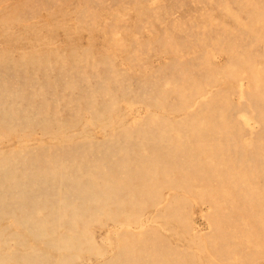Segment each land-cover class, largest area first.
I'll return each instance as SVG.
<instances>
[{
  "label": "rangeland",
  "instance_id": "rangeland-1",
  "mask_svg": "<svg viewBox=\"0 0 264 264\" xmlns=\"http://www.w3.org/2000/svg\"><path fill=\"white\" fill-rule=\"evenodd\" d=\"M263 9L262 0H0V55L13 54V59L20 61L27 59L28 54L36 55L44 51L66 53H61L65 56L64 61L52 58L48 67L27 66L15 62L0 64V95H4L5 98L4 109L17 111L21 115L19 125L26 126L22 130L21 134L24 135L22 138L12 137L7 141L3 140L4 143L0 141V153L22 148L26 150L29 145V148L33 146L31 151L34 153L38 151L51 158L63 155L61 145H55L58 140H54L52 136L54 133L51 131H56L53 126L70 123L72 112L71 107L68 106L77 104L80 100L91 104H110L112 109L106 116L107 120L112 124L115 121L114 125L123 126L133 132L139 130L144 132L140 138L138 137V146L133 145L131 155L141 154L142 148L139 146L142 143L151 147L146 152L148 159L153 154L154 157L151 158L167 153L166 155H170L171 164L186 166L194 163L200 155L191 152L195 141L189 137L190 130L180 129L178 138H181L179 145L181 150H178V144L174 139L177 132L165 129L164 125L176 128V125L184 121L183 117L191 119L196 116L200 119L204 116L212 121L213 127H218L222 120L215 114L222 111L220 108L223 109L224 106H226L223 109L226 111L224 120L230 124L231 130L234 128L240 133L237 135L241 139L232 142L222 136L215 137L218 145L227 148L229 154L235 152L239 146L246 149L258 147L264 152V118L261 114L264 113V104L262 100H250L249 92L252 85L247 78L250 71L258 75L264 72V21L258 23L256 27L253 23L255 15L259 11H264ZM10 15L15 22L8 20ZM3 20L10 24L5 26L2 24ZM249 26L251 30L246 29ZM72 49L79 54H85L82 64L74 62L72 58H66ZM259 67L260 69L263 67L261 71ZM185 83L197 84L200 92L180 106L173 91L179 90ZM252 89L259 96L264 97L263 84L252 86ZM10 98H12L11 102ZM216 100L219 104H216ZM86 117L87 115L84 116L85 122ZM106 119L103 121L106 122ZM36 122L47 126L48 130H42L41 125L33 126L32 124ZM152 123L155 125L152 126ZM28 124L30 127L27 126ZM96 125L100 127V124ZM80 126L76 127L78 130L76 128L73 130L74 138L79 130L83 129L82 123ZM90 126L92 130L98 128ZM238 126L241 130H238L240 129ZM100 128L98 131L95 129L92 138L98 144L107 145L109 141H106V137L98 134L101 132ZM160 132L164 135L159 136ZM16 138L20 142L15 140ZM76 141L85 143L87 140L76 138ZM72 142L71 140L66 143L70 146L67 147L66 153L70 161L75 159L73 157L77 148L73 147ZM118 143L121 148L126 146L123 141ZM101 159L100 156L97 161ZM119 161L120 157L115 153L108 160V164L103 165L105 169L101 178L118 174L117 180L108 185L112 190L108 196L114 203L121 204L122 210L107 207L98 210L96 214L101 216L96 217L94 222L87 223L88 220L82 219L87 224L80 226L79 229L88 230L91 246L79 252L63 250V253H57L47 246L46 241L37 238V241H34V234L27 231L19 220L9 218L0 221V264L4 258L10 261H5L3 264H25L15 257L19 258L23 255L25 257L27 254L32 256L35 252L37 257H44L45 259L41 258L46 262L49 260L48 264H55V259L61 260L63 257V264L112 263V259L120 260L121 251L118 243L123 240H119V236L124 233L132 235L134 240L142 237L144 247L146 243L148 252L152 254H147L148 257L153 256L158 263H161L160 259L164 256L169 259L167 264H175L178 261L179 264H220L221 262V264H264V231L255 228L259 221L264 220V201L258 203L256 199L252 198V200L248 193L255 188L264 189L262 176L254 179L252 184L234 176L232 186L228 190L230 201L224 212L226 218L231 217L232 222L225 220L226 223L224 221L213 223L215 210L212 204H209L210 200L206 202V193L201 191V185L196 188L198 190H193L195 193L191 190L192 195L185 190L182 183V186L179 184L180 187L174 185L177 181L187 184L188 175H183L184 173L183 176L179 175L180 178L173 174L164 179L162 177L155 179L161 183L152 181L153 177L143 180L141 183L143 188L146 189V186L151 185L154 191L159 189L156 192L158 194H155L158 197L149 200L145 206L131 211L126 204L133 200V197L126 196L131 194V191L134 192L133 184L130 182L133 175H126L123 170L118 171V166L114 164ZM161 166L152 167L148 164L144 170L153 176L155 169H162ZM211 169V173L213 172L216 178L215 182H223L222 175L228 169L225 168V171L218 169L214 162L211 163ZM193 172L197 177L189 181L190 184L194 181L192 183L194 185L197 181L203 180V177L201 170L194 169ZM173 177L174 181L169 184ZM199 192L204 196L201 197L202 193ZM246 194L249 197H246ZM142 196L145 199L150 197V194ZM175 197L179 199L175 200ZM173 200L176 201V205L172 204L175 203ZM121 211L123 214H130L131 218L121 217ZM170 215L177 216L178 221H171L172 219L167 217ZM120 221L124 222L121 224ZM213 224L222 225L225 228L224 231L222 230L225 235L218 233ZM64 227L62 226L60 233L65 238L68 235L66 231L69 230ZM258 236L263 238L259 244L254 242L258 240ZM43 252L48 256L47 258ZM149 263L155 264L150 259L147 264Z\"/></svg>",
  "mask_w": 264,
  "mask_h": 264
},
{
  "label": "bare ground",
  "instance_id": "bare-ground-1",
  "mask_svg": "<svg viewBox=\"0 0 264 264\" xmlns=\"http://www.w3.org/2000/svg\"><path fill=\"white\" fill-rule=\"evenodd\" d=\"M262 1L264 2V0H262ZM258 5H260V4L258 3ZM256 7H257V5H256ZM232 13H233V10H232ZM252 13H254V11ZM130 14H131V12H130ZM233 14H235V13H233ZM11 15L8 17V20L10 19L11 22H15L14 18ZM13 15H15V14L13 13ZM234 18H235V15H234ZM262 21H264V11H259L253 19L254 25L256 24L255 27L257 26L258 23H262ZM241 23H243V22H241ZM2 24L5 25V24H10V23H5L3 20ZM252 26H253V24H252ZM243 27H245V24L243 25ZM229 28H230V26H229ZM247 28L249 29L250 26L246 27V29ZM258 28H260V27H258ZM249 30H251V29H249ZM256 33L257 32H255V34ZM257 40H258V37H257ZM61 53H65V52L63 51ZM61 53H57V51H55V52L44 51L43 53L36 54V55L28 54L27 55L28 58L26 57L27 59L20 60V61L16 58L13 59V57H12L13 54L10 55V54L4 53V54L0 55V64L15 62L16 64H23L24 63L27 66L39 65V66H45L46 67L50 63V60L52 58H59V59H61L60 61H64L65 56L61 55ZM78 54L79 53H77L76 50L72 49L69 53V56H67L66 58H72V60L74 62L82 64L83 61L85 60V56H83L85 54L84 53H82V54L80 53L79 55ZM2 57H5V58L3 59ZM244 60H242V61H244ZM242 64H243V62H242ZM260 67H259V69H260ZM261 69H260V71H261ZM224 70H226V69L224 68ZM228 70L230 71V69H227V71ZM239 73H240V71H239ZM242 77L244 78V76H242ZM235 78L237 79V76ZM247 78L253 87H256V85H258V84L264 85V72L262 74L258 75V74H254L250 71L249 74L247 75ZM226 79H228V78H226ZM244 84H245V81H244ZM243 85H241V86H243ZM252 86H251L250 92H249V97L251 98L250 100H252V99L254 101H261L262 100L263 104H264V97L259 96L258 93L252 89ZM199 92H200V89L197 86V84L186 85V83H185L184 86L181 87L179 90H175V92L173 91V94H175L179 105L180 104L183 105L187 100H191L190 98L194 94L199 93ZM203 92H204V90H203ZM4 100H5L4 95H0V141L3 143H4L3 140L7 141L12 137L22 138L24 136L21 134L23 132L22 130L24 128H26V126H24V125H19L21 115L17 111H13V110L9 111V110L4 109V104H3ZM217 100H218V98H217ZM217 100H216V104H219V103H217L219 100L218 101ZM11 101H12V98H10V102ZM13 101H14V99H13ZM212 102H214V101H212ZM219 102H221V101H219ZM175 103H177V102L175 101ZM207 103H208V101H207ZM227 104H228V102H227ZM182 105H180V106H182ZM256 105H258V104H256ZM190 106H191V104H190ZM234 106H232V107L235 108ZM68 107H71V112H72L70 123L69 124H60V125H58V127L53 126L54 128H56V131H51V133H54V135H52L55 138L54 140H58L57 143H55V145H61L62 151L64 153L63 155H61L59 157L51 158L49 155L41 154L38 151L36 153L32 152L31 150H32L33 146L32 147L30 146L31 148H29V145H28V149H26V150L22 148L23 150L22 149L21 150L15 149V150H10L8 152L0 153V221L6 220L9 218H14L16 220H19V222L24 226V228H27V231H30L31 233L34 234V236H35L34 241L36 240V238L40 241H42V240L46 241L47 246L51 250H53L57 253H63V250H68L69 252H74V251L79 252V250L87 249L88 246H91L90 242H89V232L85 228H83L82 230L79 229L80 226L86 225L87 223L94 222L96 220V217L101 216V215L96 214L98 212V210H104L107 207H113V208H117V209L122 208L121 204L114 203L113 201L110 200V197L108 196V193L112 191L111 188H109L110 186L108 187V185L113 184L117 180L118 174H116V175L111 174V175H107V176L101 178L102 177L101 174L104 172V169H105L103 165L108 164V160L111 157H113L115 153H117V155H119V157H120V161L118 163L114 164L116 167L118 166L117 167L118 171L123 170L126 173V175H133L132 179H130V182H131V184H133L132 189L134 190L135 194H134V192L131 191V194H128L126 196L128 198L133 197V200H131L130 202L128 201V203L126 204L127 208H129L131 211H133L135 208H138V207L140 208V207L145 206L149 200L153 199L154 197L155 198L158 197V195L155 196V194H158L156 192H158L159 189H158V191H156V190L154 191L152 189L151 185H149L150 187L146 186V189L143 188L141 186V183L143 180H147L150 177H153L152 181H154L155 179H159L161 177L164 179V177H166V176H171V175L173 176V174H174V176L179 177V175L181 176L184 173L183 175H188V179L185 178V181L187 179V181H186L187 184L185 185V183L183 181L182 182L177 181L178 184L174 183V185L176 184L175 186L180 187V186H182L181 185V183H182L186 188L185 190L187 192H190V193H191V190H192V193H195V192H193V190L194 189H195V191L198 190L196 188L199 185H201V191L206 193V196H205L207 198L206 202L208 200H210L209 204H212V206L214 207V210H215L213 212V216L214 215L215 216L213 217L211 214V216L213 217V220H212L213 223H216V221L218 223L220 221H222V222L224 221V223H226L225 220H227L228 222L231 223L232 222L231 217L228 216V218H226V216L224 215V212L227 209V206H228L229 201H230V195L228 193V190H229V187L232 186L231 183L233 181L234 176H238L240 179H242V181L244 180L246 183H249V184L259 176H262L264 178V162H262V161H264V159L261 160V158H264V152L262 150H260L258 147H255L252 149H246L245 147L239 146L238 148H236V146H235L236 150H235V152L233 151V153L230 152V154H232L230 156L229 151H227V148L219 146L218 143L216 142L217 138H215V137H219V136H222L225 139L230 140L232 142L235 140L241 139V138L239 139L238 135H237L240 133H237V131H235L234 128H233V130H231L232 128H230V124L224 120V118H225L224 112L226 113V111H223V109H224V107L226 108V106H224V107L222 106L223 109L220 108V110H222V111H220L217 115L215 114V116L217 118L222 120L221 125L218 127H213V124H211L212 121H210L208 119V117H204V116L200 119H197L196 116L195 117L193 116V118H191V119H188L189 117H187V119H185L183 117L184 121H182V123H180L179 125H176V128L174 126H173L174 127L173 128V127H169V126L164 125L165 129L167 128V130H172L171 132H174V131L177 132L174 139H175L176 144H178L177 145V148H179L178 150H181V147L179 146V145H181L180 144L181 138H178L180 135L179 134L180 129L183 128V129H189L190 130L189 137L191 139H194V141H195L194 145L191 147V152L195 153V154H199L200 157L197 158L194 163H192L190 165H186V166H178L174 163L171 164L170 160H169L170 155L169 154L166 155L167 153L158 155L155 158H151V157H154L153 156L154 154L151 156L149 155L150 159H148L147 158L148 156H146V152L149 151V149L151 147L150 146L147 147L142 143L139 146L142 148L141 154L140 155L137 154V156H136V154L131 155L130 153L133 152V150H132L133 145L135 146L137 144V146H138L139 138L141 135L144 134V132L141 130L133 132L130 129L125 128L123 126L114 125L116 123L115 121H114V124H112L109 120H107L106 116L108 115V113H110V111L112 109L110 104H108V105H105L104 103H101V104L92 103L91 104L87 101L80 100L77 102V104H72V105H69ZM186 110H187V108H186ZM261 111H263V110H261ZM208 112H209V110H208ZM256 113L257 112H255V114ZM240 114H242V113H240ZM261 114H263V118H264V113L262 112ZM85 115H87L86 122L84 120ZM170 115H172V114H170ZM112 116H110V117H112ZM103 119H106V122H104ZM119 121H117V123H119ZM73 122H76V123H73ZM81 123L83 124V126H82L83 129L79 130V133H77L78 131H74L77 133L76 137L74 138L73 137V130H75L76 127L77 128L81 127L80 126ZM178 123H179V121H178ZM96 124H100L101 128ZM123 124H124V122H123ZM32 125L33 126L41 125L40 127L42 130L47 129V126H44L39 122L33 123ZM90 125H93L94 127L100 128L101 132L99 131L100 133H98V134L99 135L101 134L102 136L106 137V141L107 142L109 141V143L107 145L98 144V142L96 143L94 141V139L92 137L95 135V132L98 131V128H95L96 131L94 128H93L94 130H92V127ZM154 125L155 124L152 123V126H154ZM249 125H250V123H249ZM27 126L30 127L29 124ZM258 127H259V125H258ZM238 130H241V128ZM26 132H28V131H25V133ZM28 135H30V134H28ZM161 135H164V134L162 132H160L159 136H161ZM76 138H78V139L85 138L87 141L85 143H80V142L76 141ZM15 140H17V138ZM71 140L73 141L71 144H74L73 147H77V148H75L76 149L75 153H74L75 156L73 158L78 159V160L80 159L79 161H76L75 159H72L70 161V160H68V157L66 155L67 150H68L67 147H70L66 143L71 142ZM17 141H19V140H17ZM119 141L125 142L124 145H126V146L121 148L118 145ZM58 143H60V144H58ZM69 145H70V143H69ZM109 145H110V147H108ZM247 145H250V144H247ZM25 147H26V145H25ZM112 147L116 148V149L113 150ZM251 147H253V146H251ZM113 151H115V153ZM100 156L102 157L101 161H97V158L98 157L100 158ZM200 161H202V164H200ZM212 162H214V164L217 166L218 169H222L224 171H225V168L228 169V171L227 172L225 171V173H223V175L221 174L224 177L223 182L222 181L215 182L216 178L214 176V173L213 172L211 173V170H212L211 169V163ZM208 163H210V164H208ZM148 164H151L152 167H155V166L160 167L162 165L163 168L162 169L156 168L155 169L156 171L152 176L149 174L150 172L148 173V171L144 170L148 167ZM158 169H159V171H157ZM194 169H199L202 171L201 175L203 178L202 177H200V178H202L203 180L199 179L200 181H197V182L195 180L196 183L193 185L192 183L194 181L190 184L189 180L193 179V177L195 178V176H196L195 174H193V173H195V172H193ZM232 170H234V173H232ZM196 173H198V171ZM217 173L219 175V172H217ZM197 175H199V174H197ZM178 177H176V179ZM238 177H237V179H238ZM176 179H175V181H176ZM172 180L174 181V177H173V179H171V183H169V184H172V182H173ZM163 182H165V181H163ZM169 182H170V180H169ZM229 182H230V184H229ZM157 183H161V182H157ZM188 183L190 185H188ZM179 184H180V186H179ZM159 185L161 186V184H159ZM159 185H157V186L159 187ZM257 186H258V184H257ZM153 187H155V186H153ZM178 187H176V188H178ZM261 187H263V186H261ZM181 188L183 189L184 187H181ZM192 193L190 195H192ZM240 193H241V191H240ZM248 193H250L249 195H251V199L252 198L254 200L256 199V201H258V203H262L264 201V189L255 188L252 192L250 191ZM146 194H150V197L148 196V198L144 199L142 195H146ZM185 194H186V192H185ZM136 195H137V197H136ZM202 196H204L203 193H202L201 197ZM245 196L249 197L247 194ZM177 199H179V198H177ZM177 199L175 197V200H177ZM234 199H236V198H234ZM251 199H250V201H251ZM204 200H202V201L204 202ZM192 201H194V200H192ZM173 202H175V203H172V204L176 205V201L173 200ZM177 202L179 203V201H177ZM231 204H233V203H231ZM70 209H73V211H69ZM210 210L212 211L213 209H211V207H210ZM120 214H122L121 217L124 216L126 218H131L130 214H126V213L123 214L122 211ZM260 215H262V214H260ZM180 216H179V218H180ZM167 217H170L172 219V220L171 219L170 220L173 222L178 221V220H176L177 216H175V215H170ZM182 217H181V219H182ZM83 218L88 220L89 222L84 223V221H82ZM257 219H259V218H257ZM124 221H122V222L120 221V223L122 224ZM255 223H256V221H255ZM259 224H258V226L256 224L255 228L257 227V228L262 229L264 231V220L259 221ZM213 225L216 226L215 230H217L218 233L223 234V231H224L223 229H225V228H223L222 225H220V224H213ZM62 226H65L64 228L66 230L70 231V232L66 231V233L68 235H66L65 238L62 237V235L60 233L62 231L61 230ZM260 226H261V228H260ZM126 228H129V227H126ZM63 233H65V232H63ZM223 235H225V234H223ZM13 236H15V235H13ZM17 237H18V235H17ZM132 237L133 236L128 235V233H124V234L119 236V240H121V239L123 240V241L121 240L122 241L121 243L120 242L118 243L120 251H121L120 260L112 259L111 260L112 263H106V264H147L149 262V259L152 260L155 264L158 263V261H156L153 258V256L148 257L147 254H149V255H152V254H151V252H148V250H147L148 245L146 243H145V247H144V241H143L142 237L138 238V240H134V239H132ZM220 238H221V236H220ZM257 239L258 240L254 241V242H257L258 244H259V242L263 241V238L261 236H258ZM231 240H233V239H231ZM60 241H62V242H60ZM13 245H15V244L13 243ZM19 245H21V244H19ZM145 250H146V252H145ZM35 253H32L33 257L28 255V254L27 255L25 254L26 255L25 257L23 255V256H20L19 258H18V256L15 258H17L19 262L21 261L25 264H27V263L28 264H48L49 263L48 262L49 260H47L48 263L46 261H44L45 258L41 256L42 255L41 253H38V254L39 255L41 254L40 256L44 259H42L39 256L37 257ZM43 253L45 254V252H43ZM44 254H43V256H44ZM28 256H30V258H28ZM45 256H46V254H45ZM47 257L48 256H46V258ZM63 258H61V260L55 259V264H63L62 263ZM167 258L162 256L160 259L161 263L167 264L169 262V259H167ZM242 258L244 259L245 256ZM1 259H2V257H1ZM2 260L3 261L1 264H3L5 261L6 262H8V260L10 261V259H8V258H4ZM244 262L246 263L247 260H245ZM67 263H69V262H67ZM161 263H158V264H161ZM173 263H175V262L173 261ZM179 263H180V261H178L175 264H179ZM249 263H250V261H249Z\"/></svg>",
  "mask_w": 264,
  "mask_h": 264
}]
</instances>
